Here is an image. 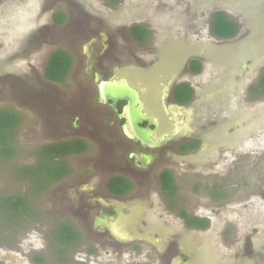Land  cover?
I'll return each instance as SVG.
<instances>
[{
    "label": "rangeland",
    "instance_id": "obj_1",
    "mask_svg": "<svg viewBox=\"0 0 264 264\" xmlns=\"http://www.w3.org/2000/svg\"><path fill=\"white\" fill-rule=\"evenodd\" d=\"M217 11L238 24L234 39L211 36ZM60 13L65 20L57 25L52 17ZM132 23L149 30L146 47L126 31ZM97 27L115 30L105 43L118 56L107 63L110 75L132 72L151 83L155 74L184 71L195 100L181 112L191 110L185 120L200 134L201 147L168 160L178 189L169 209L154 177L149 184L135 182L126 201L106 203L100 194L106 193L107 175L98 169L100 154L91 144L85 155L67 159V178L31 198L33 214L25 222L8 228L0 216V263L264 264V95L249 91L264 68V0H122L115 7L110 0H0V109L21 118L15 155L0 159V197L29 192L14 169L34 164L39 147L74 135L68 128L77 122L63 124L77 113L83 95L90 111L106 117L105 109L93 108L98 93L84 74L87 44L76 34ZM58 49L70 53L74 65L64 83L53 84L43 70ZM190 59L201 64L199 73L187 70ZM89 159L96 163L87 165ZM86 197L95 203L87 211ZM96 204L121 215L107 222L106 232L96 224ZM183 211L203 218L207 228L187 227ZM63 222L72 223L80 239L59 260L52 231Z\"/></svg>",
    "mask_w": 264,
    "mask_h": 264
},
{
    "label": "flooded vegetation",
    "instance_id": "obj_2",
    "mask_svg": "<svg viewBox=\"0 0 264 264\" xmlns=\"http://www.w3.org/2000/svg\"><path fill=\"white\" fill-rule=\"evenodd\" d=\"M121 2H119L116 5L111 4V6L112 7L118 6ZM76 5L81 7V5L77 3ZM219 12H222L226 14L227 17L231 18L227 13L223 11H217L213 13L210 21V25L214 20L215 14ZM55 15H63V14L60 13ZM52 18L57 25H61L62 23H64L65 20L64 18L61 23H57L54 19V16ZM98 18L99 17H97V19ZM134 26L142 27L148 32V38L146 39L147 41L145 45L141 46L132 37L130 33V28ZM109 30L106 28L100 29L98 27L95 28V30L94 29L88 30L82 28V30L80 31L77 30L78 32L76 33L78 34V37L80 36V38L82 40H85L87 44L86 48L84 49L85 50L84 53H86L85 56L87 60L84 74H85V78L88 81L89 79L92 81V86H94L95 89H97V93H98L95 103L96 107L93 108L95 110L105 109L106 114L104 116L106 117L104 118L99 111H90L91 109V107H89L90 102L89 100H86L85 99L86 96L83 95V99L80 104V107L78 108L79 110L77 111V113H71L69 117L65 119V122L63 124V126L65 127L67 122L69 124V120H71L70 118H73V120L76 121L77 124L73 123V125L68 128L69 132L72 130L73 131L72 133L74 134L73 136L69 137L68 140H73V139H81L83 141L87 140L86 142L88 143L90 148H91V144H93L98 150L100 154L99 157L100 164H98L99 167L98 169H100L104 175H107V179L104 182V187H102L103 191L106 193L100 194L102 197L105 198L104 200L106 203L111 202L112 198L119 199L120 201L127 199L132 194V192H134L136 188L135 182H140L142 184H149L150 181L152 180V177H154V179L156 180L154 181L157 182L156 185L158 186L159 194L161 195L160 193L161 173L167 172L175 180L174 175L170 170V168L172 167H167L169 165L168 160L172 163L171 159L173 160L175 156L178 158H183L190 154L196 153L199 151L202 143L200 134L197 131L193 130L190 122H187V120H185L186 118H188V120L191 118L192 116L191 110L188 109L185 114L181 112V109L188 108V106H190L195 100V92L193 87L184 79V77H182V73L184 71L181 70L178 76L173 74V72L169 76H162L161 74L159 75V73L155 74V76L153 75L151 79H149L151 83H146L145 75L133 76L132 72H128L127 75L124 76L125 78L115 77L113 75L115 72L111 73L110 75L108 72L109 64L107 63L109 62L113 63V61H117L118 56L117 53L109 52L107 50L105 44L107 43L106 37L110 38L109 34L115 31V30L113 31L110 30L111 31L110 32ZM126 31L129 33L133 41H135V43L139 47L144 48L147 46L148 39L150 37V32L143 25L132 23L129 25V27H127ZM238 34H239V26H238V32L233 38L221 39V40H232ZM71 57L73 59L72 55ZM155 62L156 63L158 62V57H156L153 63L156 64ZM192 62L199 63V61L197 60L190 59L186 63V66H188L187 70L191 74H196L193 73V71L191 70L190 64ZM73 65H74V59H73ZM115 67L113 68L114 71L123 70ZM68 75L66 76V78L68 77ZM66 78H64L62 82H50L47 80L45 81L53 84H62L65 82ZM109 80L126 81L130 85L135 86L136 89L139 90L140 93H142L145 99L144 109L145 111L147 110V113H149L150 121H144L141 124H139V126L143 129L154 131V133L152 134V139L154 140L153 141L154 146H150L142 143L135 136L134 132L132 131L129 125L128 118L126 116V112H125V109L127 107L126 101L124 100L118 101L115 109L112 107L110 101L107 102L103 101L100 95V82L109 81ZM148 86H150V88ZM179 86H187L192 90V96L189 101L185 103L178 102L175 94H177L176 92ZM158 92L161 93V96L156 100L155 96ZM164 93H166L165 94L166 96L165 99L164 98L162 99ZM152 101H154V103ZM87 114L88 115L91 114L94 120H92L91 117L86 118ZM82 115H85L86 117H82ZM93 121H95L96 123ZM154 123H157V127L154 126ZM66 127L68 126L66 125ZM60 141H65V140H60ZM88 151H90V149ZM88 151L72 156L78 157L80 155H85ZM90 160L91 159L87 161V165H89L88 162H90ZM94 160H91V164L96 163V160L95 161ZM114 177L123 178L131 186V191L129 192V194L123 197L122 196L119 197L109 193L106 186L107 183ZM62 180H60L59 182H61ZM86 199L88 205L84 207V210H86V207L88 206H89V210L92 209V207L94 208L93 204L95 203L91 202V197H86ZM105 205L106 204H99V205L96 204V207L99 206V208H96L98 210V216H99V218L96 221V224L103 232L107 231V228L104 227V224H106V222L111 220L112 217L113 218L118 217L115 215L116 212L119 213L116 208L114 207L109 208ZM192 218L204 220L201 217L200 218L192 217ZM151 234H153V232H151ZM148 235L149 234H147V237ZM184 262L186 263L187 260Z\"/></svg>",
    "mask_w": 264,
    "mask_h": 264
},
{
    "label": "trees",
    "instance_id": "obj_3",
    "mask_svg": "<svg viewBox=\"0 0 264 264\" xmlns=\"http://www.w3.org/2000/svg\"><path fill=\"white\" fill-rule=\"evenodd\" d=\"M122 0H110L116 5ZM65 17L54 15L57 23H61ZM238 32V25L226 14H215L210 25V33L217 39L233 38ZM134 40L141 46L146 44L148 32L139 26L130 28ZM73 66L71 55L64 50H55L47 58L43 70V77L50 82H62L69 74ZM193 73L201 71V65L197 62L190 64ZM249 91L264 95V68L257 78V82ZM176 99L180 103L190 100L192 90L187 86L177 88ZM20 115L11 109H0V159L8 160L16 153L15 141L20 126ZM89 150V145L81 139L57 141L42 147L35 152V162L32 165H23L14 169L17 180L29 183V192L13 196L0 197V216L6 222V227L13 228L25 222L33 214L31 198L45 192L51 186L66 178L71 173L67 159L72 155L81 154ZM109 193L123 197L131 191V186L121 177L112 178L106 186ZM160 193L169 209H173L177 201V185L173 177L163 172L160 175ZM184 224L189 228L205 230L207 222L197 218H191L184 211L180 212ZM52 239L57 245V259L63 260L67 247L75 245L80 234L70 222L57 225L52 231ZM36 261L39 263L40 260ZM42 261V260H41ZM1 264V263H0Z\"/></svg>",
    "mask_w": 264,
    "mask_h": 264
},
{
    "label": "water",
    "instance_id": "obj_4",
    "mask_svg": "<svg viewBox=\"0 0 264 264\" xmlns=\"http://www.w3.org/2000/svg\"><path fill=\"white\" fill-rule=\"evenodd\" d=\"M162 99H165V95ZM100 95L103 101H110L112 107L115 109L118 101H126L127 107L125 109L126 116L128 118L129 125L134 132L135 136L142 143L154 146V140L152 139V134L154 131L143 129L139 126L144 121H150L149 113L144 109L145 99L142 93L136 89L135 86L130 85L126 81H101L100 82ZM154 103V101H152ZM151 103V102H150ZM150 111V110H149ZM157 127V123H154ZM166 141V140H164ZM121 216L116 212L115 216ZM115 219V218H111ZM118 218H116L117 220ZM104 227L108 229V223L104 224Z\"/></svg>",
    "mask_w": 264,
    "mask_h": 264
}]
</instances>
